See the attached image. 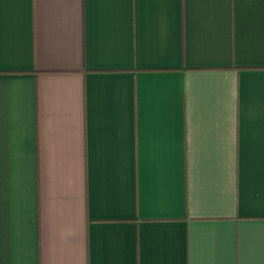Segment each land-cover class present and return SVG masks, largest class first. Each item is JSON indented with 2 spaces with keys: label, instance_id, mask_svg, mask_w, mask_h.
Returning <instances> with one entry per match:
<instances>
[{
  "label": "crops",
  "instance_id": "obj_1",
  "mask_svg": "<svg viewBox=\"0 0 264 264\" xmlns=\"http://www.w3.org/2000/svg\"><path fill=\"white\" fill-rule=\"evenodd\" d=\"M0 264H264V0H0Z\"/></svg>",
  "mask_w": 264,
  "mask_h": 264
}]
</instances>
